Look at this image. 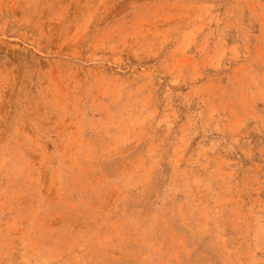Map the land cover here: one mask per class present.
Instances as JSON below:
<instances>
[{
  "label": "rangeland",
  "instance_id": "obj_1",
  "mask_svg": "<svg viewBox=\"0 0 264 264\" xmlns=\"http://www.w3.org/2000/svg\"><path fill=\"white\" fill-rule=\"evenodd\" d=\"M0 264H264V0H0Z\"/></svg>",
  "mask_w": 264,
  "mask_h": 264
}]
</instances>
